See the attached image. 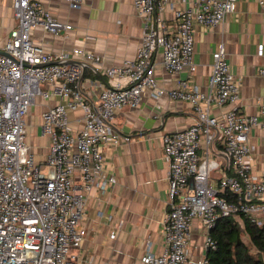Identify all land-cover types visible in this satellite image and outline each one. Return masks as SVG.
<instances>
[{"label": "built area", "instance_id": "built-area-1", "mask_svg": "<svg viewBox=\"0 0 264 264\" xmlns=\"http://www.w3.org/2000/svg\"><path fill=\"white\" fill-rule=\"evenodd\" d=\"M65 1L70 9L85 2ZM236 2L197 0L174 10L170 26L163 16L172 7L170 0H133L142 22L140 46L133 60L105 71L126 82L102 89L91 105L79 84L84 67L63 62L75 57L97 64L100 58L78 48L52 55L35 45L34 28L56 35L71 26L55 20L37 0H12L16 27L0 45V264H81L77 251L86 235L81 219L87 195L94 189L105 193L116 183L104 170L101 148L129 141L111 122L122 108L136 109L145 89L155 99L167 96L190 104L194 121L161 137L169 183L164 247L159 255L147 252L139 264H206L207 254L217 248L210 232L221 218L243 216L264 225V173L254 172L248 143L253 127L264 132V121L235 109L219 117L211 114L212 107L239 100L240 80L230 70L225 45L220 43L212 54L207 91L187 79L165 90L154 76L159 51L166 71L194 74V26H218L235 11ZM258 4L264 31V0ZM262 53L259 45L257 54ZM258 72L264 75V67ZM52 98L58 103L41 113L39 124L49 144L37 161L27 142L25 118L38 100ZM74 112L83 121L77 130L69 120ZM260 113L264 115V104Z\"/></svg>", "mask_w": 264, "mask_h": 264}, {"label": "crops", "instance_id": "crops-1", "mask_svg": "<svg viewBox=\"0 0 264 264\" xmlns=\"http://www.w3.org/2000/svg\"><path fill=\"white\" fill-rule=\"evenodd\" d=\"M37 1L55 20L70 25L71 29L54 35L34 28L31 40L35 45L52 55L78 48L100 58L97 64L75 57L63 62L84 67L79 84L89 104H97L102 89L118 81L126 82L125 78L107 77L105 71L133 60L140 46L142 22L133 8V0H85L79 9H70L65 0ZM196 1L170 0L172 7L167 6L163 15L166 24L173 26L174 10L191 7ZM262 22L258 0H237L235 11L218 26L195 25L193 61L196 71L192 75L166 71L161 66L159 51L154 69L158 85L169 90L175 87L177 80L187 79L207 91L212 54L223 43L230 70L240 80L239 100L235 105L212 107L211 114L219 117L235 109L239 115L255 116L258 122H263L260 107L264 104V75L258 72L264 67ZM15 27L12 0H0V45ZM259 45L263 46L261 56L257 54ZM57 103L56 98L40 99L29 113L37 108L40 124L41 113ZM69 120L75 130L82 126L80 112L69 113ZM193 121L190 104L167 96L155 99L148 89L142 92L136 109L122 108L115 113L111 125L121 136L129 137V141L101 148L104 170L116 183L105 193L94 189L87 195L81 219L86 235L77 251L81 264H139L147 252L154 255L162 252V219L167 209L169 183L161 137L183 130ZM248 143L252 147L253 170L263 174L264 132L258 126L250 131ZM48 144L47 139L37 161L43 160ZM112 232L114 237L110 238ZM199 233L193 236H200Z\"/></svg>", "mask_w": 264, "mask_h": 264}, {"label": "trees", "instance_id": "trees-1", "mask_svg": "<svg viewBox=\"0 0 264 264\" xmlns=\"http://www.w3.org/2000/svg\"><path fill=\"white\" fill-rule=\"evenodd\" d=\"M242 233L254 253L242 242ZM210 235L217 248L207 254L206 264H264V225L253 224L243 216L226 217L217 222Z\"/></svg>", "mask_w": 264, "mask_h": 264}, {"label": "rangeland", "instance_id": "rangeland-1", "mask_svg": "<svg viewBox=\"0 0 264 264\" xmlns=\"http://www.w3.org/2000/svg\"><path fill=\"white\" fill-rule=\"evenodd\" d=\"M25 121L27 126V142L32 146L36 157L40 158V155L38 154H42V148L43 146H45L47 138L42 137L39 132L37 108L34 107V109H32V111L26 116ZM241 240L244 245L248 247L250 253H254L253 247L251 246L249 239L247 238V236H245L244 233L241 234Z\"/></svg>", "mask_w": 264, "mask_h": 264}]
</instances>
